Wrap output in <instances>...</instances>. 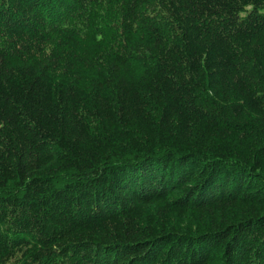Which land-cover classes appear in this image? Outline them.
Wrapping results in <instances>:
<instances>
[{
  "label": "trees",
  "instance_id": "16d2710c",
  "mask_svg": "<svg viewBox=\"0 0 264 264\" xmlns=\"http://www.w3.org/2000/svg\"><path fill=\"white\" fill-rule=\"evenodd\" d=\"M0 264H264V0H0Z\"/></svg>",
  "mask_w": 264,
  "mask_h": 264
},
{
  "label": "clouds",
  "instance_id": "9594fccd",
  "mask_svg": "<svg viewBox=\"0 0 264 264\" xmlns=\"http://www.w3.org/2000/svg\"><path fill=\"white\" fill-rule=\"evenodd\" d=\"M246 7L249 8V10H250L252 6L251 5H248ZM240 15H241V18H244L245 17V13H243V12L240 13Z\"/></svg>",
  "mask_w": 264,
  "mask_h": 264
}]
</instances>
